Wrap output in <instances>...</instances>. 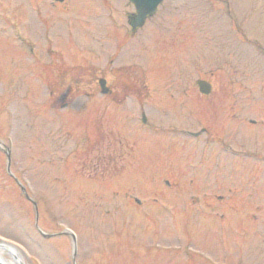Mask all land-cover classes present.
I'll return each instance as SVG.
<instances>
[{
  "label": "rangeland",
  "instance_id": "1",
  "mask_svg": "<svg viewBox=\"0 0 264 264\" xmlns=\"http://www.w3.org/2000/svg\"><path fill=\"white\" fill-rule=\"evenodd\" d=\"M50 4L43 0L41 8L48 24L29 11L31 42L15 40L12 28L0 32V243L17 248L24 264H74V241L62 233L68 229L76 235L75 264H210L187 252L224 263L229 252L214 243L226 245L231 236L241 242L240 236H222L220 222L216 235L199 229L211 226L202 217L210 209L193 201L205 192L208 202L226 195L229 169L233 179L264 172V0H164L136 32L129 24L135 12L129 0H72L64 13ZM5 5L0 0V13ZM113 29L122 37L121 64L134 63L151 74L144 105L147 120L160 128L147 138L139 132L118 165L103 160L102 150L107 158L117 157L120 120L102 114L97 91L108 53L103 46L112 44ZM47 40L60 54L53 59L45 51ZM61 60L71 67L63 80L70 90L62 99L73 98L69 107L57 104L62 91L51 95L36 78L56 72L54 64ZM180 67L188 86L201 78L214 90L202 106H187L185 113L159 108L167 92L178 98L172 88L180 82ZM231 98L237 100V118ZM123 109V115L134 113L128 104ZM203 127L211 135L201 134ZM221 132L222 139L215 141ZM232 139L243 142L233 141L234 150L243 147L248 154L229 150L224 143ZM216 176L219 190L200 189L201 182L211 183ZM183 200L188 210L202 214L185 226L174 225L175 219L164 216L163 204L170 201V210L178 211ZM226 203L219 201L212 211L231 210ZM258 239L249 236L252 243ZM252 252V258L259 254ZM3 256L14 261L6 252Z\"/></svg>",
  "mask_w": 264,
  "mask_h": 264
},
{
  "label": "flooded vegetation",
  "instance_id": "2",
  "mask_svg": "<svg viewBox=\"0 0 264 264\" xmlns=\"http://www.w3.org/2000/svg\"><path fill=\"white\" fill-rule=\"evenodd\" d=\"M17 1V3L13 2ZM6 5L4 9L1 10L0 13V19L2 20V25L0 26V32L4 30H8L12 28L13 35L15 40H18L19 42L28 43L31 42L30 36L27 34V18L30 16V12L32 11L34 13L35 19L39 23L47 22V18H44L42 16V4L43 0H5ZM72 2V0H51V6L57 8L58 10H61L64 12H67L68 5ZM28 3V4H27ZM13 5V9H10V6ZM27 5L29 8H27ZM30 11V12H29ZM132 15V14H130ZM130 15H129V21H130ZM148 18V17H147ZM45 25V23H44ZM113 27H116V21L113 22ZM50 27H46V31H48ZM132 29V28H131ZM137 29H132V32H136ZM112 34V44L109 46H106L104 44L103 51H107L106 53V60L105 65L100 70L101 74L98 78V86L97 91L101 95L100 99V110L104 116H107L108 114L111 115L114 118H118L120 120L118 124V130L119 136L115 134L114 141L116 143V147L114 148L113 153L117 157H109L105 156V148L102 150L104 152V156L102 157L103 160H109L110 163H113L116 161L118 165V160H122L124 155H128L129 151H131V147L134 143V138L136 136L138 137L139 132L143 133V137L147 138L150 134L155 133L158 129V125L153 124V122H149L147 120V114L148 110H146L144 103L148 101V93L152 90L151 85L149 84L150 76L151 74L142 71L137 66H135L134 63L122 65L118 56L119 49L121 47V38L117 33L116 30L113 29L110 31ZM108 33L105 34V38L107 37ZM68 40L71 38L68 34ZM110 37V35H108ZM53 43L49 40H47V43L45 45V51L48 53L51 58L60 55L59 51L53 50L52 48ZM29 48L32 49L33 47L29 45ZM33 50H31V53ZM63 63V64H62ZM51 65L54 64L53 61L50 62ZM45 66V65H44ZM54 66H57L56 72L49 71L44 73V75H38L36 78L40 80V84L44 86L48 91H51V95L55 94V91L60 90L62 91L61 94L57 97V104L61 107H69L70 104L74 101L73 98H70L69 100H66L63 102L62 99H65L64 97L67 95L65 93L66 90H70L68 84L64 83V78H66L68 70L71 68L69 64H66V62H63L61 60L58 62L57 65L54 64ZM151 69H154L153 67ZM150 69V70H151ZM67 70V73H66ZM163 68H157V71L163 72ZM184 68H179V78L180 82L178 84H174L177 88L173 89V92L177 93L178 98L175 99L174 93H171L170 91L167 92L168 99L162 101V105H160L159 108H169V109H179L181 112H184V109H186L187 106H194L199 107L202 106V100H208L210 97L213 87L211 85L210 91L207 94L202 93L200 89V85L198 84V80L201 78L196 79L195 82L192 83V85L188 86V83L186 82V73L184 72ZM72 82V81H71ZM84 85L90 86V83H83ZM229 87L228 89V95L233 96L232 93V86L233 84L228 83L227 85ZM161 88L159 86L158 90ZM167 89L170 87H166ZM175 88V87H174ZM192 91V92H191ZM161 96L162 93H160ZM195 94V95H194ZM88 96H90V93H87ZM150 95V94H149ZM219 100L222 99H216V102H219ZM170 101V103H169ZM230 107L232 108V114L233 116V110L235 108L237 100L234 98H231L229 100ZM178 103V108L177 107ZM132 106L134 109V113H125L126 115H123L125 110L123 107L126 105ZM138 108L140 109V118L137 116ZM185 113V112H184ZM124 117V119H123ZM183 118V117H182ZM235 118H237L235 116ZM123 119V121H122ZM245 118H242L244 120ZM252 125H257L255 121L250 120L249 122ZM264 126V124H260ZM126 128L125 133L127 136H122V129ZM169 130H174L173 128H169ZM175 131V130H174ZM176 132V131H175ZM182 134H188V135H195L197 132L193 131H187L186 129L179 130ZM211 132L209 127H203L201 128V134L211 135ZM213 134L214 138H217L215 141H219V139H222V134ZM199 135V133H198ZM113 139V138H112ZM236 140V141H235ZM232 139L230 140V143H224L225 146L233 151L234 153L241 155V154H248L247 150L245 148H240L237 150H234L232 147L233 141L235 143L239 144V146H242V141L239 139ZM242 142V143H241ZM127 152V153H126ZM264 167V164L263 166ZM210 169V168H209ZM233 169H229V173L224 174V177H226V181L228 186H226V189L221 190L227 191L226 195L218 194L216 195V200L208 202L207 200H204L207 193L202 197L196 196L194 198L195 206L200 207L202 206V203H204V206L207 209H210L209 212H203V218L211 221V226H209V223H207L204 226H199V229H202L203 231H211L212 235L215 234V229L219 227V222L221 223V230H222V236H226L229 238L228 234L232 235H239L241 239L240 241H236V239L231 236L232 242H226V245H223L222 243L217 244L214 243V246L217 248V246L225 251L229 252L228 259H225L222 264H252V262H255L254 264H264V179L262 181L263 174L257 175L256 173L251 174L248 173V177L246 179H242L238 177L237 179H233ZM256 170V169H253ZM264 171V168L261 169ZM211 171V169H210ZM257 171V170H256ZM254 177V178H253ZM235 182H237V185L235 186ZM207 181H203L200 184V189L203 188L207 189L208 186H211L212 191L213 190H219V182H218V176L214 178V181L209 183ZM239 185L241 186L239 190ZM240 195V196H239ZM239 196V198H237ZM232 199V201H231ZM240 199V200H235ZM137 202L138 199H135ZM193 200V199H192ZM183 209H180L178 211L170 210L169 205L171 204L170 201H165L163 204V213L164 216H169L172 219H175L174 225H176L177 222H181L184 226L187 224V222L190 220L191 222L193 219H199L202 211L199 213L196 211L188 210L185 200H183ZM222 201L227 203L224 205L228 209V211H212L215 209L216 206H218V202ZM241 210H238V209ZM207 213V214H206ZM201 217V218H202ZM202 218V219H203ZM232 222H228V221ZM227 223V225H226ZM213 225V226H212ZM216 225V226H214ZM185 231L187 230V227H184ZM184 231V232H185ZM253 234L254 237H259L258 243H252L249 241V236ZM226 237V239H227ZM200 239V238H199ZM201 240V239H200ZM230 240V238H229ZM230 243V245H229ZM188 244V243H187ZM232 245V246H231ZM223 248H221V247ZM252 251L259 252L258 256L255 258H252L250 256ZM196 255V256H195ZM187 257L195 256L197 259L200 257L202 258L203 262H209L210 264H220L217 260H208L207 258H203L202 254H196L192 252L186 253ZM227 256V255H226ZM231 257V258H229ZM251 258V259H250ZM245 260V262H244ZM227 262V263H225Z\"/></svg>",
  "mask_w": 264,
  "mask_h": 264
},
{
  "label": "water",
  "instance_id": "3",
  "mask_svg": "<svg viewBox=\"0 0 264 264\" xmlns=\"http://www.w3.org/2000/svg\"><path fill=\"white\" fill-rule=\"evenodd\" d=\"M136 9V12L131 16L130 19V26L132 28H137L140 27L144 24L145 19L149 16L152 15L156 12L157 7L163 2V0H130ZM198 84L200 85V89L203 93L207 94L210 91L211 85L209 82L205 80H198ZM7 157H8V171H9V166H10V149L6 151ZM23 192L26 193L25 188L22 187ZM28 197V195L26 194ZM33 202V201H32ZM35 208H36V203L33 202ZM37 210V208H36ZM65 234H70L71 237L73 238L74 241V249H75V254H76V236L73 232L71 231H65ZM42 234L45 236L46 234L42 232ZM74 254V255H75ZM7 261V260H6ZM10 262V261H8ZM0 264H12V263H7L4 262L0 259ZM24 264V263H23Z\"/></svg>",
  "mask_w": 264,
  "mask_h": 264
},
{
  "label": "bare ground",
  "instance_id": "4",
  "mask_svg": "<svg viewBox=\"0 0 264 264\" xmlns=\"http://www.w3.org/2000/svg\"><path fill=\"white\" fill-rule=\"evenodd\" d=\"M8 253L10 255H12L14 257V261H6V259L4 258L3 254L4 253ZM0 259L4 262L7 263H12V264H23L21 257L19 256V251L17 248H15L14 246H11L9 244L6 243H0Z\"/></svg>",
  "mask_w": 264,
  "mask_h": 264
}]
</instances>
